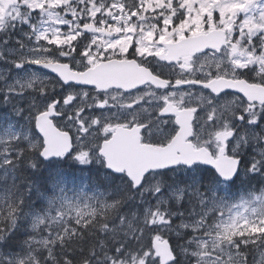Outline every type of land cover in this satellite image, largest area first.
I'll use <instances>...</instances> for the list:
<instances>
[{
  "label": "snow or ice",
  "instance_id": "obj_1",
  "mask_svg": "<svg viewBox=\"0 0 264 264\" xmlns=\"http://www.w3.org/2000/svg\"><path fill=\"white\" fill-rule=\"evenodd\" d=\"M0 264H264V0H0Z\"/></svg>",
  "mask_w": 264,
  "mask_h": 264
}]
</instances>
